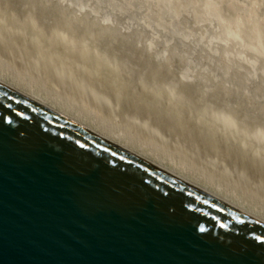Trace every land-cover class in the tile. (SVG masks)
<instances>
[{
    "label": "water",
    "instance_id": "obj_1",
    "mask_svg": "<svg viewBox=\"0 0 264 264\" xmlns=\"http://www.w3.org/2000/svg\"><path fill=\"white\" fill-rule=\"evenodd\" d=\"M0 264H264V223L0 83Z\"/></svg>",
    "mask_w": 264,
    "mask_h": 264
},
{
    "label": "rangeland",
    "instance_id": "obj_2",
    "mask_svg": "<svg viewBox=\"0 0 264 264\" xmlns=\"http://www.w3.org/2000/svg\"><path fill=\"white\" fill-rule=\"evenodd\" d=\"M33 6H35V7H33ZM53 7L55 8V5L54 6L52 4L50 5L47 2V0H41V1L40 0L39 1L38 0H29V1H27V0H14V1L13 0H0V19L3 20V21L0 20V26H2L0 28V32L2 31L0 33V75L5 79V81H7L10 85H13L14 87H16L18 90L22 89L23 92L25 90L26 91V92H24L25 94H28V92H30V94H28V95L34 96L37 93H39V94L41 93L42 99L45 100L47 105L54 108L55 110L62 112L63 114H66L72 118H75L84 124H86V122H84V120H90V127L96 129L99 133L106 136L108 139H110V140L112 139L114 141H117V142L121 143L122 145H125L126 147H128L130 149L134 148V150H136L137 154H139L143 157L146 156V157H148L147 159H149V160L152 159L153 162L160 163L162 165L167 166L168 168L174 170V172L184 175L188 181L192 180V181L198 183L199 185L200 184L203 186L206 185L205 187H207L211 190L214 189L215 191H218L217 186L219 184L224 185L225 188L218 191L222 196H226L227 198L237 202L241 206L244 205L245 209L250 210L252 212H255L257 214H260L261 216L264 217V180H263L264 179V177H263L264 176V170H263L264 169V166H263L264 161H262L264 159V151H263L264 145L261 144V142H263V141H261L260 143H257V144L262 145L261 148L259 146L256 147V145H254V142H252V141L251 142L253 144L250 143V141H249V143L246 145V142H245L246 139L245 138L247 137V135H246V137H244L245 132H247L246 134H248V132L250 134L252 132V130L256 129V131H257L259 129L260 124L261 123L263 124V121H262V120H264V102H263L264 101V86L263 85H262V87H260V85H259L257 88H255L256 90L253 89V90H249V92H248V87H247V90L245 88L247 86L246 84L248 81L247 75H244L241 72L238 73L237 70H232V74L230 73L231 75L229 76L232 80L230 79L228 84L223 82V81H221L220 83H216L213 81V77L208 74L209 78L207 80H206L207 77L204 78L206 80V83H204V84L202 83L201 85H196V86L192 85L193 87L191 85H190L191 87L189 85H187V87H189V89L186 87L188 90V92H186L187 90H186L185 85H184L186 83L183 82L182 76H183V73L186 69L185 67L188 64V61H187V59H183L184 57H181V55H180L181 53L178 50L179 48H176L177 50L170 51L171 53L169 52L168 58L165 61L164 60L159 61L158 54L156 52L155 53L149 52L145 47V46H147V41L149 40L148 39L149 34L147 32H146L147 35L144 32H140V31L138 33H141V34L133 33L136 35H140V37H138V36L135 37L134 35H132L134 37L131 38V36H130L129 37L130 42H128L129 41L128 37L127 36L125 37V35H127V34H125V35L121 34V31H119L117 29L118 33L115 36H114V34L117 32V30L115 32L113 31L114 34H112V33L108 34L107 33L106 45L108 44L107 41L109 42V40H110L111 45L109 44V46H107L108 48L107 49L105 48L106 50L99 48L101 50H104V52H105L104 53L102 51L97 50L98 48H95V47H99V46L103 48V46L105 45V40H104V45L102 44V46H101L100 44H98V43H100L99 41L103 40V39L101 40L103 35H101V34L99 35V33L101 31H98L99 29H97L98 27H96L98 25H94L95 26L94 27L93 25L89 26L87 24L88 27H91V28L94 27L96 30L94 28H92V29H94L95 31L90 29L91 31H89V32H94L91 37L88 35L86 36V34L83 35L84 33L82 31H80V29L84 31L85 29H83V28H88L87 26L85 27L83 25L84 20L83 21H81V20L79 21V19L76 20L77 17H75L74 15H72L71 12H68V11L66 13V11L62 10V11H60L61 14H59L60 12L57 13L56 9H53ZM54 10L56 11L57 14H54L55 13ZM59 10H61V9H59ZM49 12H50V14H52V12H53L55 17L50 15ZM30 13H32V14H30ZM56 15H57V17H56ZM30 17H32V18H30ZM35 18L36 19L38 18V19L36 20ZM30 19H31V22H30ZM29 22H30V25H29ZM85 23L86 22H84V24ZM3 24L5 25V27ZM55 24H57V25H55ZM58 24H60L59 25L60 27L58 26ZM71 24H72V26H71ZM93 24H97V23H93ZM38 25H40V26H38ZM44 25H46V26H44ZM48 25H49L50 29H49ZM78 26H82V28H80ZM66 27H67V30L65 29ZM68 28H69V30H68ZM48 30H51V31L53 30V31H52V33H50V31H48ZM60 30L63 31V33H61ZM76 30H78V31H76ZM65 31H66V35H65ZM67 31L69 32V34ZM6 32H8V33H6ZM89 32H88V34H91ZM77 33H79V34H77ZM54 34H55V36L57 35L56 36L57 40H56ZM58 34H60V35L58 36ZM71 34H73L75 38ZM63 35L66 37H64ZM93 35H94V37H93ZM95 35L97 38L95 37ZM6 36H7V38H6ZM81 36H83L84 39ZM99 36H101V37L99 38ZM79 37H80V39H79ZM88 37L92 38V41L90 38H89V40H90V42H93V44L90 42L85 43L83 41V40L86 41ZM108 37H109V39H108ZM124 37L126 38L125 40H124ZM61 38L64 40H62ZM37 39L39 40V42ZM95 39H96V42H94ZM135 39H137V40H135ZM89 40H87V41H89ZM126 40H127V43L125 42ZM132 40L134 42H132ZM82 42L86 46L85 45L82 46V44H83ZM135 42H136V44L141 42L140 43L141 46L137 47L134 44ZM30 43H31V45H30ZM34 43L37 44V46ZM42 43L44 45H42ZM61 44H63V45H61ZM90 44H92V45H90ZM95 44H97V45H95ZM52 46H54V47H52ZM87 46H89L90 52L88 51L89 49H85V47L87 48ZM92 46L96 50H94L92 48ZM42 47L45 49H41ZM79 47H81V48L79 49ZM130 47H131V49H130ZM133 47H135V48L133 49ZM136 47L138 49L140 48V50H135ZM54 49H55V51H54ZM81 49H83V50H81ZM109 49H111V50H109ZM43 50H46V51H43ZM58 50H60V51H58ZM108 50L111 52H109ZM131 50L137 51L138 53L137 52H134V53L130 52ZM41 51H43V52H41ZM108 52L110 53L111 56H109ZM153 53H154V55H153ZM94 54H98V56H100L101 58L98 57L97 55H94ZM107 54H108V56H107ZM114 55H116V57H114ZM52 56H54V57H52ZM103 56H105L106 58L109 57L110 59L109 58L106 59ZM122 56H125V57L122 59ZM55 57L56 58L59 57V58H57L55 60ZM113 57H114V59H113ZM64 58H65V60H64ZM99 58L102 60H100ZM89 59H91V60H89ZM105 59L109 60L111 65H112L111 59L113 62L116 61V62H114L115 64H113L114 66L112 65L111 68L117 67V69L116 68L111 69L109 66V63H108L109 61L106 62ZM61 60L63 62H65V64ZM129 60H132V61H129ZM72 62H73V65H72ZM97 62H98V64H97ZM119 62H121V66L116 65V63H118V65H119L120 64ZM122 62H125V63H122ZM103 63L104 64L108 63V65L105 64L106 65L105 66ZM132 64H133V67H131ZM147 65H148V69H147ZM60 66H61V68H60ZM67 66H68V68H67ZM72 67H73V69L71 70L70 68H72ZM101 68H103V69H101ZM107 69H108V71H107ZM130 69H132V70H130ZM73 70H75V71H73ZM141 70L142 71L144 70L145 72L143 71V73H142ZM86 72H87V74H86ZM107 72L108 73L111 72V74H113L115 72L118 74V75L116 74L117 78L114 75L115 73L113 74L115 77L114 84L112 82L113 81L112 79L114 77L111 74L110 75L112 76V79L109 75V79H111V81H108ZM88 74H89V76H88ZM131 74L132 75L134 74L133 76H135V77H133ZM144 74H146V75H144ZM140 75H141V77H140ZM142 75H143V77H142ZM138 77H140V79ZM172 77L173 78L175 77L174 78L175 80ZM160 78H162V79H160ZM169 78H170V80H172L171 82H168ZM104 79H105L106 83L104 82ZM152 79L155 80L156 82L154 81L155 82L154 83ZM115 80H119L120 82L116 83ZM163 81H165V82L167 81V83H165V82L163 83ZM173 81H175L174 82L175 83V89H174V87L172 88L173 85L172 86L169 85L170 87L168 86V90H169V88L172 90H176V84H177V89H179V87H180V90H182V91L178 90V93L181 92V94H183L185 92L186 97L188 96L187 99L188 100L190 98L192 99V101H191L192 105L191 106L189 105L190 107L188 106V104H190V101L188 102L187 107H186V103L182 104L185 106H182L181 104H179V106L180 105L181 106L177 107L179 109L178 113H177V111H175L176 108H174L175 103L172 101V99L169 100L170 98H168V96L166 94L168 92L167 89L166 90L163 89V88L167 87L166 84H168V83L172 84ZM232 81H234V82H232ZM149 83H151V84H149ZM163 85H165L166 87L165 86L161 87ZM113 86H114V88H113ZM160 89H161V91H160ZM258 89H260V90L258 91ZM113 90H115V91H113ZM163 90L166 91L165 92L166 97H164L165 94L162 92ZM189 90H191V91H189ZM170 91L171 90H169V92H168L169 96H170V93L173 92V91H171V92ZM106 92H108V93H106ZM174 92H173V94H174ZM176 92H175V94H177ZM201 92H202V94H201ZM159 93H161L162 95ZM203 94H205V96H203V98L206 97V98H204L205 99L204 101H203V98L201 99V97H202L201 95H203ZM208 94H209V96H208ZM210 94H211V97H210ZM149 95H151L150 98H148ZM35 96H37V95H35ZM118 96H119V98H118ZM159 96L161 99L159 98ZM120 97H121V99H120ZM173 97H171V98H173ZM176 97H178V98L181 97V99H182L184 96L183 95L180 96V94H177V96H175V98ZM143 98L145 100H146V98H148V100L149 99L151 100V98H152V102L154 101L153 103H155L157 105L150 102V100H149V102L146 100L147 101L146 102L145 100H143ZM153 98H155V99H153ZM193 98H194V100H193ZM156 99H158V100H156ZM187 99L185 98V100H184V98H183V100L186 102H187ZM215 99H216V104H215ZM200 100H202V101L200 102ZM206 100H208V101L210 100V101H212V104L213 103L215 104V106H213V105L211 106V107H213V108H211V110L212 109L214 110V108H215V110H216V111L214 110L215 113H217V108H218V110H220V108L223 109V107L225 108L222 110L223 112L226 110L224 112V115H223V113H221V111H219L222 114L221 116H223V119L227 116L226 113H230V111H231L230 115H232V116L234 115V116L231 117L230 115H228L229 118L227 116V119H230V118L235 119L236 118L237 121H235L233 119L232 123H229V124L232 125V124L236 123L237 128H239L238 125L244 123L245 125L244 124L243 125L245 126V129L247 128L246 129L247 131L243 130V129L239 130L240 129L239 128V129L233 131L234 134H233V132L231 134V132L229 130L230 128H228L229 125L227 124L231 120L230 121L227 120L228 122L226 120H224V122L226 121L225 123L228 125V127H226L227 125L225 126L226 128H228V132H227L226 128L223 126L225 124L224 122H223L224 123L223 125L222 124L218 125L216 123L217 122L216 119L219 120V116H220L219 112L217 113V116L216 115L214 116L216 119L214 117H212L213 115L211 113H209L210 115L209 114L204 115L205 114V113L203 114L204 110L206 113H208V110H210V108H208L207 106H206L208 108L207 110L205 109L206 107L204 109L202 108V106L203 107L205 106L203 102H205ZM140 101H142V102H140ZM180 101H178V102L182 103ZM122 102L123 103L125 102V103L122 104ZM145 102L148 103V106ZM170 102H171V105H170ZM172 102L174 103L173 106H172V104H173ZM178 102H177V105H178ZM199 102L203 103V104L199 105L200 104ZM143 103H145L146 105H143ZM207 103L205 102V104L209 106V104L211 102L208 104ZM222 103H224V104H222ZM177 105H175V107ZM155 107H156V109H155ZM196 107H197V109H196ZM227 107H228V109H227ZM166 108H168V109H166ZM178 109H176V110H178ZM200 109H203V110H201L202 111L201 114H203V117H205V116L207 117L208 115L209 116L212 115L211 118H209L210 119L209 121H211L212 126L214 123H216V124H214V127L216 125H218L219 128L223 127L222 129L218 128V130H216L217 126L215 127L216 129L214 127H213V129L210 128V130H214V131H212L213 133L215 131H216L215 133H217V136H216V134L215 135L213 134L211 136V137H213V136L215 137V138L214 137L212 138V140L216 141L215 145H214V142L211 140H208V141H211L209 143H207V141H206V143H207L206 144L204 140L201 141L202 139L200 137H198L200 128H201V130L206 132V130H208V127L210 126L209 124H211L209 121H208V124H206V125L202 124L203 120L207 121V118L209 116L206 119L201 118L202 116L200 114ZM165 110L168 111L167 116H165V114L167 113ZM171 110L176 112L179 118L181 117L179 119V123H180V121H182L184 123L183 124L181 122L182 123L181 125H176L178 127L180 126L179 127V128H181L180 130L176 126H175L176 129L172 128V127H174V126H172V125H174V123L172 121L170 123L169 118L166 119V117H170V115H171V118H173L172 115L174 114V112H172ZM160 113H162V114H160ZM189 113H190V115H189ZM177 115H175L176 119L178 118ZM237 116H238V118H237ZM153 117H155V118H153ZM200 118L202 119V122H201ZM212 118H213L214 123L211 120ZM246 118H247V120H246ZM163 119H165V121ZM174 119H175V117H174ZM174 119H172V120H174ZM220 119H222V117H220ZM166 120H168V121H166ZM243 120H246V121H243ZM176 121H178V119ZM176 121H175V124L177 123ZM219 121H221V120H219ZM222 121H221V123H222ZM239 122H241V123H239ZM245 122H247L248 124ZM169 123L171 124L170 126H169ZM246 124L249 126L246 127ZM86 125H88V124H86ZM207 125H209V126L207 127ZM243 125H241V126H243ZM204 126H206V127H204ZM202 127H204L205 129ZM249 127H250V129H248ZM256 127H258V128H256ZM182 128H183V130H182ZM232 128H233V126L231 127V129ZM234 128H236V127H234ZM253 128H255V129H253ZM260 128H264V126L263 127L260 126ZM177 130L179 132H177ZM224 130H226V132ZM238 130H239V132H238ZM248 130H251V132ZM259 130H262L259 132L264 131V129H259ZM181 131H183V132H181ZM241 131H242L243 136L241 135ZM243 131H245V132H243ZM256 131H254V132H256ZM195 132L196 133L198 132V133L196 134ZM235 132H237L238 135H241L242 137L241 136L239 137ZM258 133H254V134L258 135ZM196 135H197V137H196ZM226 135H227V137H226ZM253 135H251V136H253ZM251 136H250V138H251ZM216 137H217V140H216ZM238 137H239V139H238ZM248 137H247V142L249 139ZM253 137H255V136H253ZM260 137H261V135L256 136V140L260 141V139H261ZM242 138L245 140V141H243V142H245V144H244L245 146L242 145V143H243V142H241L243 140ZM257 138H260V139H257ZM188 139H191V140H188ZM220 139H221V142H220ZM226 139H227V141H226ZM228 140L230 142L231 141L232 142L230 143ZM237 142H238V144H237ZM217 143H219V144H217ZM222 144H224V145H222ZM217 145H219V146H217ZM253 145L258 149H256ZM214 146H217V147L214 148ZM246 147H248V148H246ZM252 148H254L256 151L257 150L258 151L256 152ZM259 148H260L262 153L259 151ZM223 149H225V150H223ZM249 150L251 153L249 152ZM221 153H222V156H221ZM223 155H225V156H223ZM235 156H237V157H235ZM222 157H223V159H222ZM221 159H222V161H221ZM251 161H252V163H251ZM175 162H177V163H175ZM181 162H185L186 165L191 167V168L183 169L182 168L183 166L182 167L179 166ZM259 162H261L262 164H260ZM248 164H250V165H248ZM253 164H255V165H253ZM247 165H248V167H247ZM255 166H256V169H255ZM249 168H251V169L249 170ZM253 168H254V170H253ZM261 173H262V175H261Z\"/></svg>",
    "mask_w": 264,
    "mask_h": 264
},
{
    "label": "bare ground",
    "instance_id": "obj_3",
    "mask_svg": "<svg viewBox=\"0 0 264 264\" xmlns=\"http://www.w3.org/2000/svg\"><path fill=\"white\" fill-rule=\"evenodd\" d=\"M14 1V0H13ZM27 1H29V0H27ZM39 1V0H38ZM41 1V0H40ZM3 2V1H2ZM47 2L51 5H55V8L53 7V9H56V11H57V13L58 12H60V11H66V13H67V11L68 12H71L72 13V15H74L75 17H77L76 18V20L77 19H79V21L81 20V21H83V25L86 27L87 26V24L89 25V26H94V25H98V26H96V27H98L97 29H99L98 31H101L100 33H99V35L101 34V35H103V37L101 38V40L102 41H99L100 43H98V44H100L101 46H102V44L104 45V40H105V45H106V39H107V33L108 34H110V33H112V34H114V32L118 29L119 31H121V34H127V35H125V37L127 36L128 37V39H129V41L128 42H130V36H131V38H133L134 36L136 37V36H138V37H140V35H136V34H133V33H138L139 31L140 32H144L145 34H146V32L149 34V40L147 41V46H145L146 47V49L149 51V52H156L157 54H158V59H159V61H161V60H166L167 58H168V54H169V52L170 51H173V50H177L176 48H179L178 50H179V52L181 53L180 55H181V57H184L183 59H187V61H188V64H187V66L185 67L186 69H185V71H184V73H183V76H182V80H183V82L184 83H186V84H184L185 85V88L187 87V85H201L202 83L204 84V83H206V80L209 78V76H208V74L210 75V76H212L213 77V81L214 82H216V83H220L221 81H223V82H225V83H227L228 84V82H229V80L231 79L229 76L232 74V70H237V72L239 73V72H241V73H243L244 75H247V77H248V81H247V86L245 87L246 88V90H247V87H248V92H249V90H253V89H255V88H257L259 85H260V87H262V85L264 86V0H47ZM42 3V2H41ZM25 4V3H24ZM36 4V3H35ZM44 4V3H43ZM4 5V4H3ZM38 5V4H37ZM39 6V5H38ZM37 6V7H38ZM28 7V6H27ZM33 7H35V6H33ZM36 7V8H37ZM41 7V6H40ZM44 7V6H43ZM49 7V6H48ZM7 8V7H6ZM11 8V7H10ZM23 9V8H22ZM29 9V8H28ZM52 9V10H53ZM59 9H61V10H59ZM7 10V9H6ZM24 11V10H23ZM34 11V10H33ZM36 11V10H35ZM47 11V10H46ZM55 11V10H54ZM56 11H55V13L54 14H57L56 13ZM9 12V11H8ZM41 12V11H40ZM14 13V12H13ZM38 13V12H37ZM48 13V12H47ZM46 13V14H47ZM70 13V14H71ZM25 14V13H24ZM30 14H32V13H30ZM49 14H50V12H49ZM53 14V12H52V14H50V15H52L53 17H55V15ZM59 14H61V12L59 13ZM65 14V13H64ZM26 15V14H25ZM71 15V16H72ZM13 16V15H12ZM65 16V15H64ZM73 16V17H74ZM9 17V16H8ZM29 17V16H28ZM46 17V16H45ZM56 17H57V15H56ZM30 18H32V17H30ZM47 18V17H46ZM51 18V17H50ZM49 18V19H50ZM16 19V18H15ZM27 19V18H26ZM34 19V18H33ZM36 19V18H35ZM38 19V18H37ZM36 19V20H37ZM58 19V18H57ZM1 20V19H0ZM40 20V19H39ZM43 20V19H42ZM51 20V19H50ZM54 20V19H53ZM52 20V21H53ZM62 20V19H61ZM1 21H3V20H1ZM41 21V20H40ZM121 21V22H120ZM7 22V21H6ZM5 22V23H6ZM30 22H31V19H30ZM30 22H29V25H30ZM76 22V21H75ZM84 22H86L85 24H84ZM4 23V24H5ZM52 23V22H51ZM55 23V22H54ZM93 23H97V24H93ZM3 24V25H4ZM32 24V23H31ZM48 24V23H47ZM75 24V23H74ZM77 24V23H76ZM79 24V23H78ZM81 24V23H80ZM52 25V24H51ZM55 25H57V24H55ZM60 24H58V26H59ZM82 25V26H83ZM38 26H40V25H38ZM44 26H46V25H44ZM71 26H72V24H71ZM82 26H78V27H80V28H82ZM83 26V27H84ZM2 26H0V28H1ZM4 27H5V25H4ZM3 27V28H4ZM42 27V26H41ZM40 27V28H41ZM48 27H49V25H48ZM60 27V26H59ZM65 27V26H64ZM88 27V26H87ZM95 27V26H94ZM94 27H92V28H94ZM2 28V29H3ZM8 28V27H7ZM33 28V27H32ZM47 28V27H46ZM54 28V27H53ZM79 28V29H80ZM91 27H88V28H83V29H85L84 31L83 30H81L80 29V31H82L84 34L83 35H85L86 34V36L88 35V36H92V34L94 33V32H89V31H91L90 29H92ZM101 28V29H100ZM27 29V28H26ZM39 29V28H38ZM49 29H50V27H49ZM63 29V28H62ZM66 30H67V27L65 28ZM78 29V30H79ZM95 29V28H94ZM94 29H92V30H94ZM33 30V29H32ZM37 30V29H36ZM41 30V29H40ZM64 30V29H63ZM68 30H69V28H68ZM71 30V29H70ZM78 30H76V31H78ZM96 30V29H95ZM94 30V31H95ZM118 30H117V32L114 34V36L115 35H117V33H118ZM48 31H50V33H52V31L51 30H48ZM59 31V30H58ZM86 31V32H85ZM114 31V32H113ZM2 32V31H1ZM0 32V33H1ZM18 32V31H17ZM55 32V31H54ZM60 32L61 33H63V31H61L60 30ZM68 32V31H67ZM71 32V31H70ZM74 32V31H73ZM81 32V33H82ZM88 32L89 33H91V34H88ZM6 33H8V32H6ZM35 33V32H34ZM37 33V32H36ZM59 33V32H58ZM60 33V34H61ZM104 33V34H103ZM4 34V33H3ZM27 34V33H26ZM32 34V33H31ZM41 34V33H40ZM60 34H58V36L60 35ZM68 34H69V32H68ZM77 34H79V33H77ZM111 34V35H112ZM138 34H141V33H138ZM9 35V34H8ZM12 35V34H11ZM36 35V34H35ZM53 35V34H52ZM65 35H66V31H65ZM71 35H73V34H71ZM81 35V34H80ZM132 35H134V36H132ZM147 35V34H146ZM19 36V35H18ZM54 36H55V34H54ZM57 36V35H56ZM56 36H55V38H56ZM64 36V35H63ZM113 36V35H112ZM113 36V37H114ZM142 36V35H141ZM3 37V36H2ZM35 37V36H34ZM53 37V36H52ZM61 37V36H60ZM64 37H66V36H64ZM73 37H74V35H73ZM72 37V38H73ZM83 39H84V37L83 36H81ZM90 37H88L87 38V40H89V38ZM93 37H94V35H93ZM95 37H96V35H95ZM101 36H99V38H100ZM119 37V36H118ZM121 37V36H120ZM124 37V40L126 39ZM6 38H7V36H6ZM49 38V37H48ZM75 38V37H74ZM73 38V39H74ZM81 38V39H82ZM97 38V37H96ZM122 38V37H121ZM145 38V37H144ZM9 39V38H8ZM7 39V40H8ZM17 39V38H16ZM25 39V38H24ZM31 39V38H30ZM39 39V38H38ZM37 39V40H38ZM59 39V38H58ZM62 39V38H61ZM60 39V40H61ZM71 39V38H70ZM79 39H80V37H79ZM91 39V41H92V38H90ZM94 39V38H93ZM108 39H109V37H108ZM111 39V38H110ZM116 39V38H115ZM120 39V38H119ZM127 39V40H128ZM142 39V38H141ZM146 39V38H145ZM144 39V40H145ZM14 40V39H13ZM41 40V39H40ZM44 40V39H43ZM56 40H57V38H56ZM62 40H64V39H62ZM77 40V39H76ZM86 40V41H87ZM100 40V39H99ZM114 40V39H113ZM127 40L125 41L126 43H127ZM135 40H137V39H135ZM70 41V40H69ZM73 41V40H72ZM75 41V40H74ZM82 41V40H81ZM85 43H89L90 42V40L89 41H85V40H83ZM122 41V40H121ZM140 41V40H139ZM14 42V41H13ZM17 42V41H16ZM38 42H39V40H38ZM43 42V41H42ZM57 42V41H56ZM77 42V41H76ZM94 42H96V39H95V41ZM132 42H134L133 40H132ZM15 43V42H14ZM49 43V42H48ZM54 43V42H53ZM63 43V42H62ZM74 43V42H73ZM83 43V42H82ZM90 43H92L93 44V42H90ZM107 45L105 46H103V48L102 47H95V48H98L97 50H99V51H102V52H104V50H101V49H107L108 47L107 46H109V44H110V40H109V42L107 41ZM141 42H139L138 44H136V42L134 43L137 47H140L141 46V44H140ZM28 44V43H27ZM35 44V43H34ZM92 44H90V45H92ZM133 44V45H134ZM145 44V43H144ZM16 45V44H15ZM20 45V44H19ZM30 45H31V43H30ZM36 46H37V44H35ZM42 45H44L43 43H42ZM55 45V44H54ZM61 45H63V44H61ZM71 45V44H70ZM85 44L83 43L82 44V46H84ZM88 45V44H87ZM95 45H97V44H95ZM111 45V44H110ZM129 45V44H128ZM56 46V45H55ZM81 46V47H82ZM86 46V45H85ZM18 47V46H17ZM49 47V46H48ZM52 47H54V46H52ZM63 47V46H62ZM81 47H79V49L81 48ZM123 47V46H122ZM136 47V49L135 50H140V48L138 49ZM37 48V47H36ZM70 48V47H69ZM73 48V47H72ZM83 48V47H82ZM92 48H93V46H92ZM99 48H101V49H99ZM135 47H133V49H134ZM144 48V47H143ZM142 48V49H143ZM41 49H45V48H41ZM40 49V50H41ZM52 49V48H51ZM59 49V48H58ZM65 49V48H64ZM76 49V48H75ZM85 49H89L88 51L90 52V48H89V46H87V48L85 47ZM94 49V48H93ZM105 49V50H106ZM130 49H131V47H130ZM181 49V50H180ZM81 50H83V49H81ZM94 50H96V49H94ZM109 50H111V49H109ZM108 50V51H109ZM43 51H46V50H43ZM43 51H41V52H43ZM54 51H55V49H54ZM57 51V50H56ZM58 51H60V50H58ZM80 51V50H79ZM92 51V50H91ZM52 52V51H51ZM77 52V51H76ZM97 52V51H96ZM107 52V51H106ZM109 52H111V51H109ZM108 52V53H109ZM130 52H137V51H130ZM61 53V52H60ZM69 53V52H68ZM75 53V52H74ZM84 53V52H83ZM82 53V54H83ZM92 53V52H91ZM90 53V54H91ZM95 53V52H94ZM105 53V52H104ZM138 53V52H137ZM136 53V54H137ZM154 53H153V55H154ZM171 53V52H170ZM115 54V53H114ZM57 55V54H56ZM68 55V54H67ZM93 55V54H92ZM94 55H97L98 56V54H94ZM100 55V54H99ZM131 55V54H130ZM129 55V56H130ZM135 55V54H134ZM147 55V54H146ZM75 56V55H74ZM79 56V55H78ZM82 56V55H81ZM107 56H108V54H107ZM109 56H111L110 55V53H109ZM118 56V55H117ZM157 56V55H156ZM52 57H54V56H52ZM63 57V56H62ZM70 57V56H69ZM96 57V56H95ZM98 57H100V56H98ZM104 58H106L105 56H103ZM114 57H116V55H114ZM114 57H113V59H114ZM125 56H122V59L124 58ZM51 58V57H50ZM57 58H59V57H57ZM56 57H55V60L57 59ZM74 58V57H73ZM80 58V57H79ZM91 58V57H90ZM101 58V57H100ZM99 58V59H100ZM103 58V59H104ZM109 57H107L106 59H108ZM120 58V57H119ZM128 58V57H127ZM46 59V58H45ZM62 59V58H61ZM69 59V58H68ZM72 59V58H71ZM105 59V60H106ZM110 59V58H109ZM130 59V58H129ZM54 60V59H53ZM64 60H65V58H64ZM89 60H91V59H89ZM94 60V59H93ZM100 60H102V59H100ZM104 60V61H105ZM133 60V59H132ZM132 60H129V61H132ZM150 60V59H149ZM60 61V60H59ZM62 61V60H61ZM67 61V60H66ZM81 61V60H80ZM107 61H109V60H106V62ZM124 61V60H123ZM126 61V60H125ZM128 61V60H127ZM58 62V61H57ZM63 62V61H62ZM61 62V63H62ZM70 62V61H69ZM92 62V61H91ZM111 62H112V65L113 64H115L114 62H116V61H112V59H111ZM118 62V61H117ZM147 62V61H146ZM163 62V61H162ZM52 63V62H51ZM55 63V62H54ZM64 64H65V62H63ZM80 63V62H79ZM101 63V62H100ZM109 63V66H110V68H111V63H110V61L108 62ZM108 63H105L106 65H108ZM120 64L118 65V63H116V65L117 66H121V62H119ZM122 63H125V62H122ZM129 63V62H128ZM137 63V62H136ZM57 64V63H56ZM69 64V63H68ZM84 64V63H83ZM95 64V63H94ZM97 64H98V62H97ZM104 64V63H103ZM104 64V65H105ZM147 64V63H146ZM145 64V65H146ZM149 64V63H148ZM59 65V64H58ZM62 65V64H61ZM67 65V64H66ZM72 65H73V62H72ZM105 65V66H106ZM127 65V64H126ZM70 66V65H69ZM76 66V65H75ZM74 66V67H75ZM83 66V65H82ZM95 66V65H94ZM114 66V65H113ZM136 66V65H135ZM134 66V67H135ZM64 67V66H63ZM86 67V66H85ZM103 67V66H102ZM124 67V66H123ZM130 67V66H129ZM131 67H133V64H132V66ZM146 67V66H145ZM144 67V68H145ZM60 68H61V66H60ZM65 68V67H64ZM67 68H68V66H67ZM84 68V67H83ZM82 68V69H83ZM109 68V67H108ZM109 68V69H110ZM113 68H116L117 69V67H113ZM113 68H111V69H113ZM233 68V69H232ZM66 69V68H65ZM71 70L73 69V67L72 68H70ZM90 69V68H89ZM101 69H103V68H101ZM125 69V68H124ZM147 69H148V65H147ZM67 70V69H66ZM115 70V69H114ZM119 70V69H118ZM130 70H132V69H130ZM138 70V69H137ZM73 71H75V70H73ZM77 71V70H76ZM85 71V70H84ZM87 71V70H86ZM107 71H108V69H107ZM110 71V70H109ZM136 71V70H135ZM142 71V70H141ZM144 71V70H143ZM143 71H142V73H143ZM90 72V71H89ZM92 72V71H91ZM119 72V71H118ZM127 72V71H126ZM145 72V71H144ZM67 73V72H66ZM100 73V72H99ZM103 73V72H102ZM113 73V72H112ZM115 73V72H114ZM113 73V74H114ZM121 73V72H120ZM231 73V74H230ZM74 74V73H73ZM82 74V73H81ZM86 74H87V72H86ZM111 72L110 73H108L107 72V79H108V81H111V79H112V76L114 77V75L116 76V78H117V73H115L114 75L113 74H111ZM117 74V75H116ZM124 74V73H123ZM139 74V73H138ZM160 74V73H159ZM94 75V74H93ZM98 75V74H97ZM109 75H110V77H111V79H109ZM132 75V74H131ZM134 75V74H133ZM132 75V76H133ZM144 75H146V74H144ZM148 75V74H147ZM150 75V74H149ZM88 76H89V74H88ZM87 76V77H88ZM100 76V75H99ZM123 76V75H122ZM139 76V75H138ZM173 76V75H172ZM235 76V75H234ZM91 77V76H90ZM120 77V76H119ZM127 77V76H126ZM133 77H135V76H133ZM140 77H141V75H140ZM140 77H138L139 79H140ZM142 77H143V75H142ZM155 77V76H154ZM153 77V78H154ZM161 77V76H160ZM207 77V78H206ZM157 78V77H156ZM159 78V77H158ZM173 78V77H172ZM171 78V79H172ZM175 78V77H174ZM173 78V79H174ZM204 78H206V80L204 79ZM233 78V77H232ZM241 78V77H240ZM86 79V78H85ZM88 79V78H87ZM114 79H115V77L112 79L113 81V84H114ZM149 79V78H148ZM160 79H162V78H160ZM120 80V79H119ZM119 80H115L116 81V83H118V82H120ZM143 80V79H142ZM153 80V79H152ZM175 80V79H174ZM232 80V79H231ZM82 81V80H81ZM138 81V80H137ZM155 80H153V82H154ZM172 80H170V78H169V81L168 82H171ZM178 81V80H177ZM200 81V82H199ZM88 82V81H87ZM104 82H105V79H104ZM111 82V83H112ZM142 82V81H141ZM140 82V83H141ZM150 82V81H149ZM156 82V81H155ZM154 82V83H155ZM162 82V81H161ZM165 81H163V83H164ZM175 81H173V83H174ZM232 82H234V81H232ZM0 83H2V84H4L5 86H7V87H9V88H11V89H13V90H15V91H17V92H19V93H21V94H23V95H25L26 97H28V98H30V99H32L33 101H35V102H37V103H39V104H41V105H43V106H45V107H47V108H49V109H51V110H53L54 112H56V113H58V114H61L62 116H64V117H66V118H68V119H70L71 121H73L74 123H76L77 125H79V126H81V127H83V128H85V129H87V130H89V131H91V132H93V133H96L98 136H100V137H102V138H104V139H106V140H108L109 142H111V143H114V144H116V145H118V146H120V147H122L123 149H125V150H127V151H129V152H131V153H133V154H135V155H137V156H139L140 158H142V159H144V160H146V161H148V162H150V163H152L153 165H155V166H157V167H159L160 169H163V170H165L166 172H168V173H170V174H172V175H174V176H176V177H178V178H180V179H182V180H185L186 182H188V183H190V184H192V185H194L195 187H197V188H199V189H201V190H203V191H205V192H207V193H209L210 195H212V196H214V197H216V198H218V199H220L221 201H224V202H226V203H228V204H231V205H233V206H235V207H237L238 209H240V210H242L243 212H245V213H247L248 215H250L251 217H253V218H255L256 220H258V221H261V222H263L264 223V217L263 216H261L260 214H257V213H255V212H252V211H250V210H247V209H245L244 208V205L243 206H241L240 204H238L237 202H235V201H233V200H231V199H229V198H227L226 196H222L218 191H220L221 189H223V188H225V186L224 185H221V184H219L218 186H217V190L218 191H215L214 189H209V188H207V187H205V186H203V185H199L198 183H196V182H194V181H192V180H190V181H188L186 178H185V176L184 175H182V174H179V173H176V172H174V170H172V169H170V168H168L167 166H165V165H162V164H160V163H156V162H153L152 161V159H147L148 157H146V156H141V155H139V154H137L136 153V150H134V148H132V149H130V148H128V147H126L125 145H122L121 143H119V142H117V141H114V140H110V139H108L106 136H104V135H102L101 133H99L96 129H94V128H92V127H90V120H84V122H86V124H88V125H86V124H84V123H82V122H80L79 120H77V119H75V118H72V117H70V116H68V115H66V114H63L62 112H59V111H57V110H55L54 108H52V107H50L49 105H47V103L45 102V100L44 99H42V96H41V93L39 94V93H37V94H35V95H37V96H32V95H28V94H30V92H28V94H25L24 92H26L25 90H24V92L22 91V89H20V90H18L16 87H14L13 85H10L7 81H5V79L0 75ZM85 83V82H84ZM98 83V82H97ZM101 83V82H100ZM106 83V82H105ZM125 83V82H124ZM152 83V82H151ZM151 83H149V84H151ZM160 83V82H159ZM158 83V84H159ZM165 83H167V81L165 82ZM170 84V83H168V84H166V86L165 85H163V86H161V87H166V88H163V89H167V91L169 92V90H171V91H177L176 93L177 94H180V96L181 95H183L184 97V100H185V98L187 99V97H186V94H185V92L183 93V94H181V92L180 93H178V90H180V87H179V89H177V84H176V90H172V89H170L169 88V90H168V86L170 85V86H172V88L174 87V89H175V83L174 84ZM177 83V82H176ZM231 83V82H230ZM229 83V84H230ZM86 84V83H85ZM95 84V83H94ZM102 84V83H101ZM122 84V83H121ZM162 84V83H161ZM233 84V83H232ZM97 85V84H96ZM99 85V84H98ZM145 85V84H144ZM95 86V85H94ZM101 86V85H100ZM99 86V87H100ZM107 86V85H106ZM120 86V85H119ZM118 86V87H119ZM169 86V87H170ZM182 86V85H181ZM190 86V87H191ZM230 86V85H229ZM109 87V86H108ZM145 87V86H144ZM147 87V86H146ZM183 87V86H182ZM193 87V86H192ZM202 87V86H201ZM239 87V86H238ZM107 88V87H106ZM110 88V87H109ZM113 88H114V86H113ZM134 88V87H133ZM159 88V87H158ZM188 89H189V87H187ZM187 88H186V90H187ZM98 89V88H97ZM136 89V88H135ZM145 89V88H144ZM199 89V88H198ZM208 89V88H207ZM146 90V89H145ZM165 90H163L162 92L165 94ZM185 90V91H186ZM256 90V89H255ZM254 90V91H255ZM260 89H258V91H259ZM105 91V90H104ZM113 91H115V90H113ZM119 91V90H118ZM134 91V90H133ZM152 91V90H151ZM150 91V92H151ZM157 91V90H156ZM160 91H161V89H160ZM170 91V92H171ZM180 91H182V90H180ZM189 91H191V90H189ZM193 91V90H192ZM200 91V90H199ZM137 92V91H136ZM153 92V91H152ZM161 92V93H162ZM168 92L166 93L167 94V96H168V98H170L169 100H171L172 99V101L175 103V105H177V102L178 101H180V102H182V103H179L178 102V105L175 107V105H174V103L172 104V106L174 105V108H176V109H178L177 107L179 106V104H183V103H186V107H187V104H188V102L190 101V104H188V106L190 105H192V99L190 100H188L187 99V102L186 101H184L183 100V98L181 99V97H176L175 98V96H177V94H175V92H174V94H173V92H171L170 93V96L168 95ZM186 92H188V90L186 91ZM194 92V91H193ZM204 92V91H203ZM246 92V91H245ZM244 92V93H245ZM251 92V91H250ZM256 92V91H255ZM94 93V92H93ZM106 93H108V92H106ZM115 93V92H114ZM129 93V92H128ZM161 93H159V94H161ZM162 93V94H163ZM190 93V92H189ZM195 93V92H194ZM199 93V92H198ZM252 93V92H251ZM257 93V92H256ZM260 93V92H259ZM258 93V94H259ZM102 94V93H101ZM133 94V93H132ZM161 94V95H162ZM163 94V95H164ZM166 94H165V96L164 97H166ZM185 94V95H184ZM201 94H202V92H201ZM261 94V93H260ZM138 95V94H137ZM155 95V94H154ZM160 95V96H161ZM175 95V96H174ZM101 96V95H100ZM127 96V95H126ZM136 96V95H135ZM150 96L151 95H149L148 96V98H150ZM160 96H159V98H160ZM174 96V97H173ZM202 97H201V99L203 98V96H205V94H203V95H201ZM208 96H209V94H208ZM248 96V95H247ZM250 96V95H249ZM254 96V95H253ZM258 96V95H257ZM113 97V96H112ZM154 97V96H153ZM156 97V96H155ZM171 97H173V98H171ZM192 97V96H191ZM210 97H211V94H210ZM118 98H119V96H118ZM125 98V97H124ZM145 98V97H144ZM143 98V100H145ZM148 98H146V100L149 102V100H148ZM158 98V97H157ZM158 98V99H159ZM197 98V97H196ZM204 98H206V97H204ZM203 98V101L205 100ZM260 98V97H259ZM117 99V98H116ZM120 99H121V97H120ZM141 99V98H140ZM153 99H155V98H153ZM158 99H156V100H158ZM161 99V98H160ZM176 99V100H175ZM213 99V98H212ZM145 100V101H146ZM167 100V99H166ZM184 102H183V101ZM193 100H194V98H193ZM120 101V100H119ZM125 101V100H124ZM146 101V102H147ZM164 101V100H163ZM177 101V102H176ZM202 100H200V102H201ZM210 101V100H209ZM208 100H206L205 102L207 103H210L209 104V106L208 105H206L205 104V102H203L204 103V107L202 106V108L204 109L206 106L208 107V108H210V110H208V113H206L205 112V110H204V112H203V114L204 115H207V114H209V113H211L212 115V117H214L215 115L217 116V113L219 112V111H221V113H223V115H224V112L226 111H222L223 109H225L224 107H223V109H221L220 108V110H218V108H217V113H215L214 112V110H215V108H214V110L212 109L211 110V108H213V107H211L212 105L213 106H215V104H216V99H215V104L213 103L212 104V101H210L209 102ZM214 101V100H213ZM258 101V100H257ZM137 102V101H136ZM140 102H142V101H140ZM144 102V101H143ZM145 102V103H146ZM150 102H152V98H151V100H150ZM154 102V101H153ZM152 102V103H153ZM197 102V101H196ZM199 102V103H200ZM264 102V101H263ZM125 103V102H124ZM123 102H122V104H124ZM127 103V102H126ZM143 103V105H146L147 104V106H148V103ZM198 103V104H199ZM203 103H200L199 105H201V104H203ZM207 103V104H208ZM128 104V103H127ZM153 104H155V103H153ZM169 104V103H168ZM196 104V103H195ZM222 104H224V103H222ZM230 104V103H229ZM121 105V104H120ZM135 105V104H134ZM155 105H157V104H155ZM159 105V104H158ZM170 105H171V102H170ZM180 105V106H181ZM218 105V104H217ZM112 106V105H111ZM124 106V105H123ZM127 106V105H126ZM130 106V105H129ZM161 106V105H160ZM164 106V105H163ZM179 106V107H180ZM182 106H185V105H182ZM189 106V107H190ZM219 106V105H218ZM128 107V106H127ZM142 107V106H141ZM159 107V106H158ZM201 107V106H200ZM205 108L206 110L208 109V108ZM148 108V107H147ZM154 108V107H153ZM163 108V107H162ZM173 108V107H172ZM173 108V109H174ZM192 108V107H191ZM199 108V107H198ZM136 109V108H135ZM155 109H156V107H155ZM166 109H168V108H166ZM170 109V108H169ZM175 109V111H177V113H178V111H179V109L178 110H176ZM182 109V108H181ZM190 109V108H189ZM196 109H197V107H196ZM195 109V110H196ZM203 109H200V114L202 113V111L201 110H203ZM227 109H228V107H227ZM131 110V109H130ZM137 110V109H136ZM135 110V111H136ZM199 110V109H198ZM145 111V110H144ZM166 111V110H165ZM172 111V110H171ZM211 111V112H210ZM213 111V112H212ZM216 111V110H215ZM229 111V110H228ZM141 112V111H140ZM160 112V111H159ZM167 113L165 114V116H167V114H168V111H166ZM172 112H174V111H172ZM181 112V111H180ZM179 112V113H180ZM233 112V111H232ZM242 112V111H241ZM144 113V112H143ZM146 113V112H145ZM176 112H174V114H175ZM177 113L175 114V115H177ZM182 113V112H181ZM199 113V112H198ZM215 113V114H214ZM220 113V112H219ZM220 113V116H219V120H223L222 121V123H221V121H219V120H217L215 117V119H216V123L218 124V125H220V124H224L227 120L228 121H230V122H228L227 124L229 125V127H228V125L225 123L223 126L225 127L226 125V127H228V128H230L229 130H230V132H231V134H232V132L233 131H235V130H237V129H239V130H246L245 129V124L243 125V124H240V125H238V127L239 128H237V125H236V123L235 124H229V123H232V120L234 119H227V116L228 115H230V113H231V111H230V113H226L227 114V116L223 119V116H221L222 114ZM142 114V113H141ZM150 114V113H149ZM148 114V115H149ZM160 114H162V113H160ZM171 114V113H170ZM172 115L173 116V118H171V115H170V117H166V119L167 118H169L170 120V123H171V121L174 123V125H172V126H174V127H172V128H175L176 129V127H178V126H176V125H181L183 122L182 121H180V123H179V119L181 118H179L178 117V115H177V119H178V121H176L177 119H176V116L175 115ZM203 114H201V118H207L206 116L205 117H203ZM239 114V113H238ZM159 115V114H158ZM157 115V116H158ZM180 115V114H179ZM189 115H190V113H189ZM219 115V114H218ZM243 115V114H242ZM147 116V115H146ZM151 116V115H150ZM181 116V115H180ZM192 116V115H191ZM198 116V115H197ZM211 116H209L208 118H207V121H205V120H203V122H202V119H201V122H202V124L204 125H206V124H208V121L210 120L209 118H211ZM231 117H233L232 115H230ZM245 116V115H244ZM149 117V116H148ZM174 117H175V119H174ZM220 117H222V119H220ZM242 117V116H241ZM153 118H155V117H153ZM158 118V117H157ZM156 118V119H157ZM228 118H229V116H228ZM237 118H238V116H237ZM88 119V118H87ZM172 119H174L177 123L175 124V121L174 120H172ZM195 119V118H194ZM214 119V120H215ZM242 119V118H241ZM152 120V119H151ZM161 120V119H160ZM164 121H165V119H163ZM196 120V119H195ZM212 120V122L214 123V121H213V118L211 119ZM224 120H226L225 122H224ZM235 121H237L236 120V118L234 119ZM246 120H247V118H246ZM246 120H243V121H246ZM159 121V120H158ZM166 121H168V120H166ZM263 121V124H264V120H262ZM261 121V122H262ZM182 122V123H181ZM210 123H211V121H209ZM219 122V123H218ZM224 122V123H223ZM249 122V121H248ZM166 123V122H165ZM168 123V122H167ZM169 123V126L171 125ZM172 123V124H173ZM179 123V124H178ZM216 123H214V124H216ZM239 123H241V122H239ZM245 123H247V122H245ZM184 124V123H183ZM186 124V123H185ZM188 124V123H187ZM196 124V123H195ZM214 124H213V126H212V123L211 124H209V125H207V127H208V130H206V132L205 131H203V130H201V128H200V131H199V134H198V137H200L202 140L201 141H205V143H206V141H207V143H209V142H211V141H213L214 142V145L216 144V141L215 140H212V138L214 137H211L213 134L215 135L216 134V136H217V133H213L212 131H214V130H210V128H212L213 129V127H214ZM238 124V123H237ZM248 124V123H247ZM246 124V127L247 126H249V125H247ZM262 124V123H261ZM260 124V126H264L263 124L261 125ZM160 125V124H159ZM164 125V124H163ZM218 125H216L217 126V129L216 130H218ZM236 125V126H235ZM241 125H243V126H241ZM162 126V125H161ZM165 126V125H164ZM168 126V127H169ZM176 126V127H175ZM200 126V125H199ZM212 126V127H211ZM233 126V128L234 127H236V128H232L231 129V127ZM255 126V125H254ZM253 126V127H254ZM259 126V125H258ZM260 126H259V129H264V128H260ZM180 127V126H179ZM178 127V129L180 130L181 128H179ZM185 127V126H184ZM193 127V126H192ZM196 127V126H195ZM204 127H206V126H204ZM204 127H202V128H204ZM221 127V126H220ZM225 127V128H226ZM243 127V128H242ZM187 128V127H186ZM199 128V127H198ZM223 127H221V128H219V129H222ZM224 128V129H225ZM228 128H226V130H227V132H228ZM252 128V127H251ZM256 128H258V127H256ZM190 129V128H189ZM205 129V128H204ZM207 129V128H206ZM248 129H250V127L248 128ZM253 129H255V128H253ZM257 130L258 132L259 131H262V130ZM182 130H183V128H182ZM185 130V129H184ZM188 130V129H187ZM195 130V129H194ZM210 130V131H209ZM226 130H224L225 132H226ZM239 130H238V132H239ZM176 131V130H175ZM186 131V130H185ZM184 131V132H185ZM247 131V130H246ZM248 131H250L251 132V130H248ZM254 131H256V129L255 130H252V134L250 133L249 134V132H248V134H246L247 132H245V131H243V132H245L244 134H245V136L244 137H246V135H247V137L250 135H253L254 133H258L257 131L256 132H254ZM177 132H179L178 130H177ZM181 132H183V131H181ZM205 132V133H204ZM222 132V131H221ZM196 133V132H195ZM198 133V132H197ZM196 133V134H197ZM237 135H238V133L237 132H235ZM261 133V134H260ZM177 134V133H176ZM183 134V133H182ZM181 134V135H182ZM233 134H234V132H233ZM178 135V134H177ZM186 135V134H185ZM195 135V134H194ZM241 135L243 136V134H242V131H241ZM241 135H238L239 137L241 136ZM261 135V139L260 138H257V139H260V141L259 140H256V136H260ZM241 136V137H242ZM250 136L248 137L249 139H248V142H247V137L245 138L246 139V141L243 139L241 142H243V141H245L246 142V145L249 143V141H250V143H252V142H254V145H256V147H262V145H264L263 143H264V131L263 132H259L258 133V135L256 134H254L253 136H255V137H253V136H251V138H250ZM192 137V136H191ZM196 137H197V135H196ZM226 137H227V135H226ZM239 137H238V139H239ZM215 138V137H214ZM237 138V137H236ZM253 138V139H252ZM186 139V138H185ZM219 139V138H218ZM230 139V138H229ZM251 139V140H250ZM188 140H191V139H188ZM195 140V139H194ZM208 140H211V141H208ZM216 140H217V137H216ZM254 140V141H253ZM226 141H227V139H226ZM229 141V140H228ZM252 141V142H251ZM256 141V142H255ZM259 141V142H258ZM261 141H263V142H261ZM194 142V141H193ZM220 142H221V139H220ZM230 142V141H229ZM232 142V141H231ZM230 142V143H231ZM245 142H243L242 143V145H244L245 144ZM261 142V144H257V143H260ZM206 143V144H207ZM212 144V143H211ZM217 144H219V143H217ZM235 144V143H234ZM237 144H238V142H237ZM236 144V145H237ZM253 144V143H252ZM222 145H224V144H222ZM240 145V144H239ZM253 145V146H254ZM204 146V145H203ZM206 146V145H205ZM217 146H219V145H217ZM217 146H214V148L215 147H217ZM221 146V145H220ZM227 146V145H226ZM245 146V145H244ZM249 146V145H248ZM251 146V145H250ZM202 147V146H201ZM207 147V146H206ZM255 147V146H254ZM255 147V148H256ZM221 148V147H220ZM229 148V147H228ZM242 148V147H241ZM244 148V147H243ZM246 148H248V147H246ZM260 148H259V151L261 152V150H260ZM263 148H264V146H263ZM213 149V148H212ZM227 149V148H226ZM230 149V148H229ZM252 149H254V148H252ZM256 149H258V148H256ZM222 150V149H221ZM223 150H225V149H223ZM251 150V149H250ZM250 150H249V152H250ZM255 150V149H254ZM202 151V150H201ZM219 151V150H218ZM245 151V150H244ZM256 151V150H255ZM258 151V150H257ZM256 151V152H257ZM263 151H264V149H263ZM221 152V151H220ZM230 152V151H229ZM248 152V151H247ZM254 152V151H253ZM223 153V152H222ZM222 153H221V156H222ZM238 153V152H237ZM242 153V152H241ZM245 153V152H244ZM251 153V152H250ZM262 153V152H261ZM243 154V153H242ZM259 154V153H258ZM257 154V155H258ZM247 155V154H246ZM254 155V154H253ZM261 155V154H260ZM223 156H225V155H223ZM250 156V155H249ZM256 156V155H255ZM235 157H237V156H235ZM240 157V156H239ZM262 157V156H261ZM228 158V157H227ZM243 158V157H242ZM251 158V157H250ZM220 159V158H219ZM222 159H223V157H222ZM222 159H221V161H222ZM225 159V158H224ZM261 159V158H260ZM245 160V159H244ZM248 160V159H247ZM262 161H264V159L262 160ZM228 162V161H227ZM250 162V161H249ZM175 163H177V162H175ZM251 163H252V161H251ZM260 164H262L261 162H259ZM237 164V163H236ZM256 164V163H255ZM255 164H253V165H255ZM234 165V164H233ZM248 165H250V164H248ZM248 165H247V167H248ZM180 167H182L183 169H189V168H191V167H189V166H187L186 165V163L185 162H181L180 163V165H179ZM242 166V165H241ZM264 166V165H263ZM186 167V168H185ZM252 167V166H251ZM251 168H249V170H250ZM255 169H256V166H255ZM253 170H254V168H253ZM262 170V169H261ZM264 170V169H263ZM259 172V171H258ZM262 172V171H261ZM261 175H262V173H261ZM262 177V176H261ZM264 177V176H263ZM185 178V179H184ZM264 180V179H263Z\"/></svg>",
    "mask_w": 264,
    "mask_h": 264
}]
</instances>
